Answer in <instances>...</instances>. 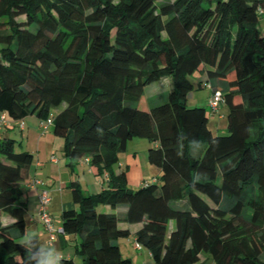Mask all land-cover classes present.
Masks as SVG:
<instances>
[{
	"label": "trees",
	"instance_id": "obj_1",
	"mask_svg": "<svg viewBox=\"0 0 264 264\" xmlns=\"http://www.w3.org/2000/svg\"><path fill=\"white\" fill-rule=\"evenodd\" d=\"M260 12L264 0H0V112L52 117L68 165L84 159L106 183L87 193L70 181L76 207L60 217L79 261L61 264H132L119 221L141 223L135 241L156 264H264ZM196 71V89L223 96L225 135L209 127L208 105L186 104ZM163 76L167 99L148 107L145 87ZM132 138L150 143L160 172L136 189L115 170ZM14 146L0 137V216L12 219L0 221V264L31 255L22 194L34 155ZM119 204L121 218L97 210Z\"/></svg>",
	"mask_w": 264,
	"mask_h": 264
},
{
	"label": "crops",
	"instance_id": "obj_2",
	"mask_svg": "<svg viewBox=\"0 0 264 264\" xmlns=\"http://www.w3.org/2000/svg\"><path fill=\"white\" fill-rule=\"evenodd\" d=\"M259 26L261 20H264V12H260L258 15ZM202 77V76H201ZM203 78V77H202ZM209 93L205 97L206 104L196 103L195 105L207 106V99L210 94V87H208ZM193 94L191 93L189 97ZM188 97V98H189ZM193 106V105H191ZM62 108H54L53 111L57 112ZM217 115L212 117V121L217 124V120L222 118V105L219 107ZM211 128V127H210ZM48 130L43 131L39 127V119L34 115H29L21 120L8 119L6 124L0 125V137L9 136L18 131L21 138L29 140L33 138L34 144L30 149V152L34 154V159L28 170V178L23 183L22 199L26 202L28 211L26 217V232L28 235L37 237V240L51 246L59 257L72 258L75 261H79V256L76 255L74 249V243L78 241L77 238H73L70 235L63 233L61 224V212L64 209L76 207L72 200L68 185L72 180H78L82 189L87 193H96L100 189L106 186V183L101 176H96L89 162L84 159L78 160L72 165H68V159L64 156V162L62 163L59 158L54 154L53 142L55 136L53 132L48 133ZM35 137V138H34ZM130 139L125 150L118 153V162L115 165V170H125L127 185L136 189L143 183L148 181H154L158 179L160 175L159 170L151 165L147 160V150L150 143L144 138H138L140 140ZM144 139V140H141ZM54 156L55 160L51 157ZM33 178L41 180V184L37 187H31L28 185L29 181ZM41 188H46L50 195V202L47 209L52 217L53 227L57 230L55 239L50 242L49 236L43 227V224L37 213L38 206V193ZM24 195V198H23ZM127 209V205L119 204L115 207L109 205H99L97 210L99 212L114 213L118 217H122ZM0 221L5 224L12 221L8 216H0ZM118 226L120 228H126L130 231V236L135 239L136 231L141 227V223H127L119 221ZM127 238H118L117 244L122 254V249L125 250L126 257H128L132 264H146V260L135 261L133 256L129 255L130 247L128 246ZM71 239H73L71 241ZM150 255V253H149ZM125 257V256H124ZM151 257V256H150Z\"/></svg>",
	"mask_w": 264,
	"mask_h": 264
},
{
	"label": "rangeland",
	"instance_id": "obj_3",
	"mask_svg": "<svg viewBox=\"0 0 264 264\" xmlns=\"http://www.w3.org/2000/svg\"><path fill=\"white\" fill-rule=\"evenodd\" d=\"M261 29L264 31V20H261ZM199 77V72L196 71L194 72L191 76L190 79L193 82L194 85V90L192 91V96L189 97L186 101V104L188 106L195 105L196 103H201V104H206L205 102V97L207 93H209V90L207 87H203L200 89H196V84L197 80ZM171 86V79L169 76H163L157 81L147 85L144 90V99L145 103L147 104L148 107H153L156 105H159L163 102L166 101L167 99V93L170 89ZM226 113H227V106L225 104L222 105V118L217 120V124L213 122L212 117L214 114L209 115V120H208V125L211 127L212 131L214 134H219V135H225L227 133L226 130ZM217 114H215L216 116ZM48 133H52V127H49ZM13 139L15 140V151H23V150H28L30 147L33 146L34 144V139L30 138L29 140L25 138H21L20 135L18 134V131L14 132L12 135ZM35 138V137H34ZM134 140H140L138 138H135ZM144 140V139H141ZM145 141V140H144ZM63 138L59 136H55L54 142H53V147L52 149L55 152V156L61 160L63 163L64 158L62 154V147H63ZM34 155V154H33ZM82 188V187H81ZM24 198V195H23ZM30 213V210L28 211ZM247 216H250V212H247ZM264 227V224H263ZM121 238H127V237H119ZM126 240H128V246L130 247L129 250V255L133 256L135 261L139 259V261H142V259H145L147 262L146 264H156L155 261L150 257L148 250L145 247H141V249H137L135 247V239L133 237H129ZM122 255L123 257L127 256L126 253L124 252L125 250L122 249ZM130 257V256H128ZM137 262H135L136 264ZM142 262H139V264Z\"/></svg>",
	"mask_w": 264,
	"mask_h": 264
},
{
	"label": "built area",
	"instance_id": "obj_4",
	"mask_svg": "<svg viewBox=\"0 0 264 264\" xmlns=\"http://www.w3.org/2000/svg\"><path fill=\"white\" fill-rule=\"evenodd\" d=\"M224 103L223 96L219 89L213 90L208 99L207 105L211 114L218 113L219 107ZM8 121L7 115L4 112H0V125L6 124ZM52 125V117H48L47 119L39 120V127L45 131ZM52 160H55V157H51ZM87 160V159H86ZM42 182L39 179L33 178L28 183L31 187H37ZM50 195L46 188H41L38 193V206L37 213L43 224L44 229L46 230L49 241L52 242L55 239L57 230L53 227L52 217L47 209V206L50 202ZM135 247L137 249H141L142 245L135 241Z\"/></svg>",
	"mask_w": 264,
	"mask_h": 264
},
{
	"label": "clouds",
	"instance_id": "obj_5",
	"mask_svg": "<svg viewBox=\"0 0 264 264\" xmlns=\"http://www.w3.org/2000/svg\"><path fill=\"white\" fill-rule=\"evenodd\" d=\"M21 244L31 252L26 257V264H61L62 258L51 246L35 240L31 235L21 241Z\"/></svg>",
	"mask_w": 264,
	"mask_h": 264
}]
</instances>
